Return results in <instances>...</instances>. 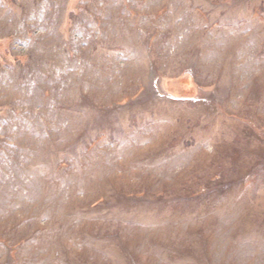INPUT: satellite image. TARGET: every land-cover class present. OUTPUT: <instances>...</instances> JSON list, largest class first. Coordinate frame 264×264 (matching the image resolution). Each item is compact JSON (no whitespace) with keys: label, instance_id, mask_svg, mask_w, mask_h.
<instances>
[{"label":"rangeland","instance_id":"1","mask_svg":"<svg viewBox=\"0 0 264 264\" xmlns=\"http://www.w3.org/2000/svg\"><path fill=\"white\" fill-rule=\"evenodd\" d=\"M0 264H264V0H0Z\"/></svg>","mask_w":264,"mask_h":264}]
</instances>
